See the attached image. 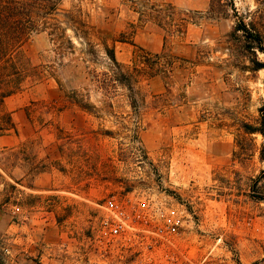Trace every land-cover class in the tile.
<instances>
[{
	"label": "rangeland",
	"instance_id": "rangeland-1",
	"mask_svg": "<svg viewBox=\"0 0 264 264\" xmlns=\"http://www.w3.org/2000/svg\"><path fill=\"white\" fill-rule=\"evenodd\" d=\"M215 1L63 0L66 44L22 46L39 78L0 103V264H264L263 139L237 144L264 70L231 36L264 0ZM112 198L145 228L181 220V240L102 243Z\"/></svg>",
	"mask_w": 264,
	"mask_h": 264
},
{
	"label": "trees",
	"instance_id": "trees-1",
	"mask_svg": "<svg viewBox=\"0 0 264 264\" xmlns=\"http://www.w3.org/2000/svg\"><path fill=\"white\" fill-rule=\"evenodd\" d=\"M63 0H0V103L16 92L21 90L26 77L39 78V75H29L30 63L20 56L22 46L36 34L47 32L52 43L60 50L66 44V31L54 19L59 11ZM215 1V0H214ZM230 1L233 0H225ZM212 4V9L215 7ZM230 3V4H231ZM220 7H227L228 4H221ZM231 6H234L233 3ZM236 16H238L235 11ZM231 36L235 39H242L243 49L253 57L251 59V71L264 70V61H260L258 54L264 55V9L260 7L252 12L249 22L244 18L236 23ZM67 44L73 48L72 41L67 39ZM111 61L118 68L114 50L106 49ZM131 90V89H130ZM244 137L238 141V147L244 149L246 144L252 143L256 146L253 136H261L263 142L257 149L259 159L264 163V105L260 108V118L253 125L243 123ZM11 131L16 132V126L9 115L7 122L0 125V137ZM252 137V138H251ZM251 138V139H248ZM264 175V170L261 172Z\"/></svg>",
	"mask_w": 264,
	"mask_h": 264
},
{
	"label": "built area",
	"instance_id": "built-area-1",
	"mask_svg": "<svg viewBox=\"0 0 264 264\" xmlns=\"http://www.w3.org/2000/svg\"><path fill=\"white\" fill-rule=\"evenodd\" d=\"M103 217L101 219L102 243H107L109 247L113 245H126L133 239L140 240L143 255L150 254L160 245L174 247L178 240H181L184 222L179 219L165 218V220L155 226H139L145 220L141 216L128 212L115 198L105 202L101 206ZM175 217V214L172 213ZM143 235V236H142ZM144 260H142V263ZM146 264H155L149 260Z\"/></svg>",
	"mask_w": 264,
	"mask_h": 264
},
{
	"label": "crops",
	"instance_id": "crops-1",
	"mask_svg": "<svg viewBox=\"0 0 264 264\" xmlns=\"http://www.w3.org/2000/svg\"><path fill=\"white\" fill-rule=\"evenodd\" d=\"M16 264H33V263H32V261H24V260H21V261H19Z\"/></svg>",
	"mask_w": 264,
	"mask_h": 264
}]
</instances>
